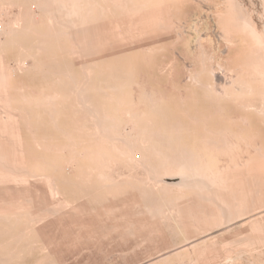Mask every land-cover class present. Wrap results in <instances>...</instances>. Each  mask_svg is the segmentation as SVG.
<instances>
[{"label": "rangeland", "instance_id": "rangeland-1", "mask_svg": "<svg viewBox=\"0 0 264 264\" xmlns=\"http://www.w3.org/2000/svg\"><path fill=\"white\" fill-rule=\"evenodd\" d=\"M257 30L242 0H0V264H264Z\"/></svg>", "mask_w": 264, "mask_h": 264}, {"label": "water", "instance_id": "water-1", "mask_svg": "<svg viewBox=\"0 0 264 264\" xmlns=\"http://www.w3.org/2000/svg\"><path fill=\"white\" fill-rule=\"evenodd\" d=\"M246 6L249 8L251 18L259 28L264 33V23L262 21V16L260 12V6L257 0H242Z\"/></svg>", "mask_w": 264, "mask_h": 264}, {"label": "bare ground", "instance_id": "bare-ground-1", "mask_svg": "<svg viewBox=\"0 0 264 264\" xmlns=\"http://www.w3.org/2000/svg\"><path fill=\"white\" fill-rule=\"evenodd\" d=\"M261 16H262V12H261ZM262 21H263V19H262ZM264 23V22H263ZM259 29V28H258ZM258 32H259V35H260V37L263 39V41H264V33L261 31V30H257Z\"/></svg>", "mask_w": 264, "mask_h": 264}]
</instances>
